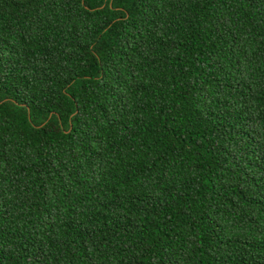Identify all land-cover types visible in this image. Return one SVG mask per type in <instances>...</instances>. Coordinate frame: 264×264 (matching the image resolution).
Masks as SVG:
<instances>
[{
    "label": "trees",
    "instance_id": "16d2710c",
    "mask_svg": "<svg viewBox=\"0 0 264 264\" xmlns=\"http://www.w3.org/2000/svg\"><path fill=\"white\" fill-rule=\"evenodd\" d=\"M0 264H264V0H0Z\"/></svg>",
    "mask_w": 264,
    "mask_h": 264
}]
</instances>
